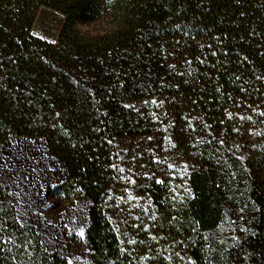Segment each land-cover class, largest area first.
<instances>
[{"label":"trees","instance_id":"16d2710c","mask_svg":"<svg viewBox=\"0 0 264 264\" xmlns=\"http://www.w3.org/2000/svg\"><path fill=\"white\" fill-rule=\"evenodd\" d=\"M42 7L65 18L55 42L34 33ZM121 14L116 38L81 41ZM12 137L44 140L66 170L51 193L89 202L94 264H264V0H0ZM21 224L8 187L4 239L28 240L25 264H68Z\"/></svg>","mask_w":264,"mask_h":264},{"label":"rangeland","instance_id":"374dc122","mask_svg":"<svg viewBox=\"0 0 264 264\" xmlns=\"http://www.w3.org/2000/svg\"><path fill=\"white\" fill-rule=\"evenodd\" d=\"M64 19L61 12L42 7L36 19L35 35L55 42L59 38ZM101 27L103 25L97 24L94 31H102ZM41 143L43 144L42 141ZM43 149L46 156L40 154L16 163L20 173L29 175L19 177L22 181L15 185L19 198L27 204L25 214L33 221L27 224H33L37 228L48 251L58 252L71 260L72 264H94L86 236L89 202L82 200L70 205L51 193L54 187L65 180L66 170L48 153V149ZM46 181L48 183L44 185ZM37 219L38 224L35 222ZM81 228L84 231L83 237L79 235Z\"/></svg>","mask_w":264,"mask_h":264},{"label":"crops","instance_id":"0c3cea01","mask_svg":"<svg viewBox=\"0 0 264 264\" xmlns=\"http://www.w3.org/2000/svg\"><path fill=\"white\" fill-rule=\"evenodd\" d=\"M43 147L47 149L44 140L23 137H12L7 142L0 144V178L6 179L9 173H14L13 178L19 183L22 181L19 177H29V175H23L17 170L16 163L25 159L30 160L40 154L46 156ZM47 183L46 181L44 185ZM15 185H11L9 189L11 202L15 205L18 220L23 224L25 222L31 223L33 221L25 214L24 210L27 204L23 203L22 199L19 198ZM13 193H16L15 198L12 195Z\"/></svg>","mask_w":264,"mask_h":264},{"label":"snow or ice","instance_id":"6c2138e0","mask_svg":"<svg viewBox=\"0 0 264 264\" xmlns=\"http://www.w3.org/2000/svg\"><path fill=\"white\" fill-rule=\"evenodd\" d=\"M108 3L111 4L112 0H108ZM56 115L59 116V113H57ZM221 143H222V141H221ZM120 171L123 172V169H120ZM13 177H14V173H9L6 179L0 178V192H4L6 188L10 187L11 185H15L18 183V181L15 180ZM157 183H162V181H157ZM12 195L15 198L16 193H13ZM33 206H35V205H33ZM35 222L38 224L39 219H37ZM3 223L6 224L7 222H3ZM27 226H28L27 222L20 225L19 230L21 232V235H23V230ZM5 235L11 236V233L7 232L6 227H0V264H4V261H5L6 257H8V256H11L13 261H15L17 258H19L20 264H25V259L29 257V253L26 251L25 246L31 247L28 240L25 239L23 241H20L19 238H17V241H13L10 239H4ZM79 235L81 237L84 236L83 228L80 229ZM129 243H135V241L130 240ZM9 245L11 246V248L16 249V256L11 255V248L9 247ZM41 247L44 248L46 254L51 255V253L48 251V248L46 247V242L42 243ZM21 254H23V255H21ZM168 259L170 260L171 256H169ZM29 264H35L34 258L29 261ZM68 264H72V261L69 260Z\"/></svg>","mask_w":264,"mask_h":264},{"label":"clouds","instance_id":"9594fccd","mask_svg":"<svg viewBox=\"0 0 264 264\" xmlns=\"http://www.w3.org/2000/svg\"><path fill=\"white\" fill-rule=\"evenodd\" d=\"M100 21H93L78 25V31L80 34L81 41L83 43H91L103 38L114 39L118 33L127 28V24L124 19V14H121L120 19L116 22L115 27L111 32H100L94 31L97 24Z\"/></svg>","mask_w":264,"mask_h":264}]
</instances>
